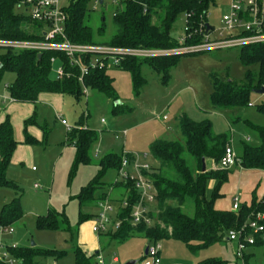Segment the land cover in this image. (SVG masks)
Here are the masks:
<instances>
[{
    "label": "rangeland",
    "instance_id": "rangeland-1",
    "mask_svg": "<svg viewBox=\"0 0 264 264\" xmlns=\"http://www.w3.org/2000/svg\"><path fill=\"white\" fill-rule=\"evenodd\" d=\"M67 1L61 0L63 3ZM105 1V5H96V9H93L94 2H89V23L99 40H109L116 32L113 20L116 7L111 0ZM230 2L231 0H215L209 7L208 24L213 28V39L220 37L225 26L222 17L228 12ZM16 11L20 14L27 13L24 6H16ZM183 21L184 16H181L176 22L173 31L176 38L182 35ZM102 23L105 24V31L99 36L97 30ZM232 33L226 31L224 36L228 37ZM6 52L5 47H0V58ZM239 53L240 48H230L182 55L177 64L168 71L165 81L162 80L161 73L143 65V82L137 87L129 71L112 68L109 73L113 76L112 87L117 96L116 100L88 87L87 92L82 93L79 98L63 95L58 108L50 103L37 102L39 115L37 123L33 126L43 133L46 127L47 137L37 143L19 144L27 146L23 147L24 153L23 148L21 149L23 159L10 162L6 175L12 183L0 186V213L3 205L14 198L19 199L22 208L21 217L11 225L13 232L0 235V244L3 246L0 249V259L8 247H34L65 252L59 258L53 255L38 257L41 263L75 264L76 247H82L89 254L87 248L97 243L96 250L100 252L98 255L103 258L105 264H126L132 260H142L149 246V241L145 238L131 237L121 243H108L106 234L97 235L95 239L89 237L88 223L91 220L80 223L77 196L83 187H87L100 175L99 161L109 152L120 155L125 150L137 157L141 164L146 162L151 167L155 166L156 161L150 151L151 145L160 139L184 140L179 127V119L183 115L195 121L209 120L215 133L229 135L230 146L237 156L242 155L244 144L257 145L260 141L259 135L251 125H264V112L258 109V105L264 103V95L252 91L249 105L233 109L213 108L210 100L213 77L243 82L249 69L257 78L258 65L245 66L239 59ZM59 67L58 60L52 64V78H57L56 71ZM1 72L0 94L6 98H0V106L5 107L7 98L9 99L8 85L14 81L15 74L9 69H3ZM61 118L70 127L82 123L97 131L98 139L92 147L90 163H76V148L72 144H66L68 129L62 124ZM13 128L15 138L23 140L24 123L18 126L16 122ZM29 130L28 127L27 132ZM206 165L209 169L223 168L220 162L215 161H207ZM230 169L228 180L220 187L217 204L228 207L231 205L228 201L235 197L234 195L239 199L249 195L248 199H251L252 189H256V195L260 196L264 189V180L254 185V188L253 181L257 175H251V172L248 173L237 166ZM115 180H121L117 176V170H107L100 179L101 189L97 190L96 194L109 191ZM217 186L216 179L208 180V199L213 197ZM115 188L110 193V200L128 198V191L122 186L115 184ZM121 194L124 196H120ZM152 206L156 204L153 203ZM49 211L58 214V226L53 229L39 228L38 217L47 215ZM99 211V203L82 209V212L88 214H96ZM186 211L192 214L193 206H189ZM109 214L116 218L115 211ZM113 233H116V228ZM229 234L225 236L224 241L197 253L191 252L182 241L162 240L159 242L162 247L159 254L160 264H215L213 260L223 264H246L242 256L238 255V241L228 240ZM32 243L35 246H32ZM244 254L248 257V264H264L263 246L247 247ZM114 256L118 257L119 263L112 262ZM4 261L11 264L10 256Z\"/></svg>",
    "mask_w": 264,
    "mask_h": 264
},
{
    "label": "trees",
    "instance_id": "trees-1",
    "mask_svg": "<svg viewBox=\"0 0 264 264\" xmlns=\"http://www.w3.org/2000/svg\"><path fill=\"white\" fill-rule=\"evenodd\" d=\"M19 0H0V39L13 40H40V23L32 21L27 15L16 11ZM90 0H70L66 6L68 38L78 44L111 45L127 48L145 49H175L181 45H191L199 42L201 36L199 28L208 22V10L215 0H125L116 6L113 16L116 32L109 40H99L89 21ZM146 9V11H145ZM191 13V17L186 15ZM181 16L187 19L186 38L180 42L173 35L175 25ZM103 20V19H102ZM105 24L102 23L97 33L103 35ZM192 34L191 38H187ZM191 53H178L156 56L151 58L128 57L123 60L117 69L127 70L131 73L134 85L137 87L143 82L141 69L143 65L152 67L161 73L162 80H167L168 71L177 64L182 55ZM239 59L249 67L258 65L257 78L248 69L243 82L213 77L210 100L213 108L233 109L249 105L252 91L264 85V43H255L240 47ZM39 55H41L39 57ZM58 56L59 62L65 65L66 76L62 79L51 77V58ZM0 74L3 69L14 72L15 79L8 85L9 96L22 103L38 102L41 93H59L73 95L77 98L83 93L78 81L80 74L77 67H73L69 59L59 53L45 51L39 54L34 50H13L7 48L5 55L0 58ZM86 85L104 93L113 100L117 96L113 90V76L107 69H95L86 77ZM117 107V106H116ZM260 112H264V103L258 105ZM36 112L25 120V142L37 143V140L27 132L29 125L36 124ZM259 135L257 145H243V152L238 156L234 166L246 170L264 171V125H251ZM179 127L184 140H157L150 151L156 165L148 172L156 189L155 204L149 208L150 224L141 221L133 224L131 220L132 206L139 198V192L132 181L115 180L109 191H96L101 189L100 179L109 169L117 171L121 164V154L109 152L99 161L100 175L87 187H83L78 194L80 223L91 222L95 214L82 212L87 206L98 204L108 196L110 189H116L115 184L128 191L127 207H120L116 219L121 225L114 230L100 233L106 234L108 243L115 241L121 243L131 237H142L149 241V246L165 239L182 241L188 249L197 253L225 240L230 231L250 232L248 224L256 219L258 213L264 216V194L256 195L254 190L249 203H242L238 209H217L215 202L220 196V187L228 180L231 169H208L202 172V159L220 162L225 150L230 145L229 135L215 133L209 120L195 121L187 115L179 119ZM44 137L47 129L44 128ZM98 139L96 130L78 123L67 132L66 144L76 148V163H90L92 161V147ZM18 142L14 138L11 120L7 117L0 123V186L10 185L7 178V168ZM216 179L218 186L213 197H206L207 182ZM98 196V197H96ZM120 196H124L121 194ZM124 198V197H123ZM122 198V199H123ZM122 199L116 200L121 202ZM193 206V213H187V208ZM22 215V208L18 198L3 205L0 213L1 226H11ZM58 214L49 211L47 215L39 216L37 225L43 229H53L58 226ZM64 221V220H63ZM264 225V218L262 220ZM246 227V228H245ZM92 230V229H91ZM230 240V239H228ZM261 245L264 247V231L255 235V242L247 247ZM11 259L17 264H44L38 257L53 255L62 257L65 252L46 251L34 247H8ZM75 264H97V252L89 254L80 246L74 249ZM143 258H146V254ZM245 263L248 257L243 253ZM215 264L222 262L213 260ZM0 264H9L0 260Z\"/></svg>",
    "mask_w": 264,
    "mask_h": 264
},
{
    "label": "built area",
    "instance_id": "built-area-1",
    "mask_svg": "<svg viewBox=\"0 0 264 264\" xmlns=\"http://www.w3.org/2000/svg\"><path fill=\"white\" fill-rule=\"evenodd\" d=\"M61 0H19L18 8L25 7L27 15L32 21L40 23L39 33L40 40H13L0 39V47L17 49V50H34L39 54L45 51H52L59 53L69 59L73 67L79 69L78 81L83 88V93L87 92L86 77L95 69L117 68L118 65L128 57L151 58L156 56L178 54V53H199L215 49H230L240 48L245 45L264 43V0H231L229 10L226 12L222 20L225 24L221 30L220 37L213 39L211 33L213 28L208 30V22L199 28L200 42L191 45H181L175 49H145V48H127L111 45H93V44H78L72 42L67 35L66 23L67 13L66 6L69 4ZM96 5H105V0H90ZM125 0H111L116 7L120 2ZM146 11V9H145ZM116 11L113 12L115 16ZM191 17V13L186 15ZM184 29L180 42H184L186 38V24L187 19L184 16ZM233 32L232 35L225 37L224 32ZM189 34L187 38H191ZM59 61L58 56L51 58V63ZM57 78L62 79L66 76L65 65L60 62V67L57 69ZM61 117V116H60ZM63 125L70 129L66 121L61 118ZM238 161V156L231 148L227 146L225 154L220 163L223 168L228 169L234 166ZM151 166L148 163H140L138 158L130 152L123 150L121 154V164L117 171V176L123 181H132L135 188L139 192L137 202L132 206L131 220L133 224H138L145 221L150 224L149 208L155 203L156 189L148 174ZM35 187H38L35 184ZM113 188L110 189L108 196L99 202L100 211L96 213L92 221V231L96 234L114 230L121 225V220L112 217L109 212L115 211L117 214L120 207H127L129 205L128 199L124 198L121 202L110 200L109 196ZM240 206V199L238 196L233 198V209H238ZM264 216L258 213L256 219L252 220L247 228L241 231H230L229 239L238 241V255L243 256L244 250L248 244L255 242V235L264 231L262 224ZM246 228V227H245ZM13 229L11 226H0V235L3 233L11 234ZM0 244V249L2 248ZM161 245L158 243L148 246L146 258L136 262L135 264H160L159 254L161 252ZM9 256L6 250L2 254L4 260ZM10 263H15V260L10 258ZM52 264V263H51ZM97 264H105L103 258L97 256Z\"/></svg>",
    "mask_w": 264,
    "mask_h": 264
},
{
    "label": "crops",
    "instance_id": "crops-1",
    "mask_svg": "<svg viewBox=\"0 0 264 264\" xmlns=\"http://www.w3.org/2000/svg\"><path fill=\"white\" fill-rule=\"evenodd\" d=\"M7 93H8V90H7ZM8 96H9V93H8ZM0 98L2 100H5L6 97H4L3 94H0ZM62 99H63V95L59 94V93H41L39 95L38 102H40V104L50 103L52 106H54V107L56 106L58 108L59 105H61ZM7 100H8V103L5 105V107L0 106V123H2L7 117H9L10 120L12 119L11 123H13L15 125V123L17 122V124L19 126L20 123L22 124V122L24 123L25 120L30 118L34 114V112L37 113L36 114V123H37L38 115H39L38 111H37L38 110V107L36 105L37 103L33 104V103L17 102L15 100H13L10 96H9V99L7 98ZM13 124H12V126H13ZM28 127L30 129L28 131V132H30L29 134L32 137H34L37 140V142H39V140H41L42 138L45 139L44 133L41 130L37 129L33 125H29ZM28 127H27V129H28ZM31 128H34V129L31 130ZM44 128H46V127H44ZM13 131H14V128H13ZM14 138H15V136H14ZM23 138H24L23 140L15 138V140L18 142V145H17L16 149L13 152V155L11 157V161H14V162L16 161L17 162L18 160H22L23 159V156L21 154V149L23 147H27V146H19V144H23V142L26 143L25 142V136ZM30 151H32V148L30 149ZM24 152H25V149L23 148V153ZM243 170L247 171L248 173L251 172L252 173L251 175H257V176L254 177L253 187L257 183H260L261 180H264V171H262V170H246V169H243ZM245 171H244V173L246 174L247 172H245ZM252 191H254V190L252 189L251 193H253ZM263 194H264V189H262L261 194H260V196L258 195V197H262ZM234 196H237V195H234ZM248 196H242V198L240 197V200L242 199L241 202L242 203H244V202L249 203L251 201V199H248L249 198ZM233 198L234 197H231V200L228 201V203L231 204L228 207L222 206L221 204H217L216 202H215V207L217 209L231 210L232 204H233ZM251 198H252V195H251ZM88 225H89L88 226V229H89L88 231H89V234H90L89 237H91L92 239H95L98 234L94 233L91 230V222H89ZM97 247H98L97 243L95 245H92L91 247H88L87 248L89 250L88 252H93L95 250L94 252L98 253L99 251L96 250ZM112 262L113 263H119L118 257L114 256L112 258Z\"/></svg>",
    "mask_w": 264,
    "mask_h": 264
},
{
    "label": "water",
    "instance_id": "water-1",
    "mask_svg": "<svg viewBox=\"0 0 264 264\" xmlns=\"http://www.w3.org/2000/svg\"><path fill=\"white\" fill-rule=\"evenodd\" d=\"M207 27H208V30H210V28H211V26L208 24L207 25ZM41 55H39V57H40ZM256 93H258V94H262V95H264V86H262L261 88H259V89H256V90H254ZM201 171L202 172H205L206 171V161L204 160V158L202 159V169H201ZM32 246H35V244L34 243H32ZM147 252H148V247L146 248V250H145V254H147ZM137 261H134V260H132V261H129V262H127L126 264H135Z\"/></svg>",
    "mask_w": 264,
    "mask_h": 264
}]
</instances>
